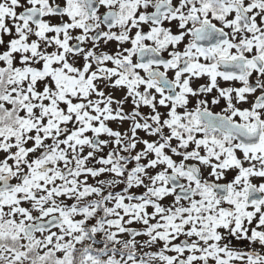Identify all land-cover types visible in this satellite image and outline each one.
Listing matches in <instances>:
<instances>
[{"label": "snow or ice", "instance_id": "6c2138e0", "mask_svg": "<svg viewBox=\"0 0 264 264\" xmlns=\"http://www.w3.org/2000/svg\"><path fill=\"white\" fill-rule=\"evenodd\" d=\"M0 264H264V0H0Z\"/></svg>", "mask_w": 264, "mask_h": 264}]
</instances>
